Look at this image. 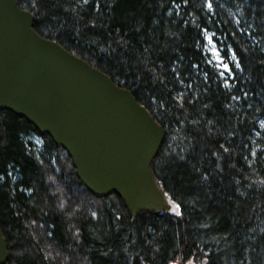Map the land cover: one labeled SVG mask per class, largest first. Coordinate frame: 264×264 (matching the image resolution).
<instances>
[{"label":"trees","instance_id":"obj_1","mask_svg":"<svg viewBox=\"0 0 264 264\" xmlns=\"http://www.w3.org/2000/svg\"><path fill=\"white\" fill-rule=\"evenodd\" d=\"M15 3L161 127L151 170L179 214L94 197L48 135L0 110L5 264H264V0ZM206 34L240 63L228 84Z\"/></svg>","mask_w":264,"mask_h":264},{"label":"water","instance_id":"obj_2","mask_svg":"<svg viewBox=\"0 0 264 264\" xmlns=\"http://www.w3.org/2000/svg\"><path fill=\"white\" fill-rule=\"evenodd\" d=\"M32 22L15 0H0V110L48 135L94 197L115 194L132 216L177 215L151 170L161 127L129 91L37 35ZM6 259L0 232V264Z\"/></svg>","mask_w":264,"mask_h":264},{"label":"rangeland","instance_id":"obj_3","mask_svg":"<svg viewBox=\"0 0 264 264\" xmlns=\"http://www.w3.org/2000/svg\"><path fill=\"white\" fill-rule=\"evenodd\" d=\"M210 41H212L211 35L210 34H206L205 35V52L208 55V57L211 60V62L216 67L217 64L221 63V61L218 59V57L221 56V53L219 51L218 52H214L213 51V49H215L217 47H216V45L214 44L213 41L211 43H210ZM223 63H226V62L223 60ZM231 63L235 64V61L233 60L232 57L229 59V63H226V64H231ZM216 69L219 72L225 71L222 67L221 68L216 67ZM224 77H228V73H226Z\"/></svg>","mask_w":264,"mask_h":264},{"label":"snow or ice","instance_id":"obj_4","mask_svg":"<svg viewBox=\"0 0 264 264\" xmlns=\"http://www.w3.org/2000/svg\"><path fill=\"white\" fill-rule=\"evenodd\" d=\"M209 7H211V4H209ZM207 29H205L206 31ZM212 41H210L211 43ZM222 43V42H221ZM214 52H218L219 49L215 48L213 49ZM233 57L235 56V52L233 51L232 53ZM218 59L221 61V63L217 64L216 67L218 68H223L225 71H222L219 73V75L221 77H224L226 73H228V78L224 80L225 84H228L229 81L232 79V77L234 76L233 70L232 68L229 66V64L223 63V60L225 59V56H219ZM209 63H211V61H209ZM194 67H198V65H194ZM235 68H240V63H236L235 64Z\"/></svg>","mask_w":264,"mask_h":264}]
</instances>
